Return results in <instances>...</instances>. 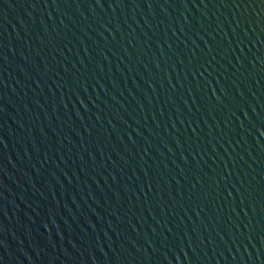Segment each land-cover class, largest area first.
<instances>
[{
  "label": "water",
  "instance_id": "95a60500",
  "mask_svg": "<svg viewBox=\"0 0 264 264\" xmlns=\"http://www.w3.org/2000/svg\"><path fill=\"white\" fill-rule=\"evenodd\" d=\"M0 264H264V0H0Z\"/></svg>",
  "mask_w": 264,
  "mask_h": 264
}]
</instances>
